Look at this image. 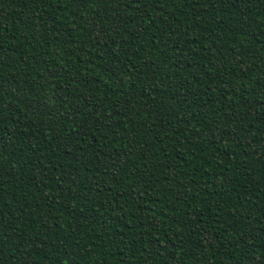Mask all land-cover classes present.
<instances>
[{"label": "trees", "instance_id": "1", "mask_svg": "<svg viewBox=\"0 0 264 264\" xmlns=\"http://www.w3.org/2000/svg\"><path fill=\"white\" fill-rule=\"evenodd\" d=\"M0 264H264V0H0Z\"/></svg>", "mask_w": 264, "mask_h": 264}]
</instances>
